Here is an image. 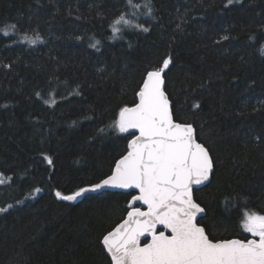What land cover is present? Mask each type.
<instances>
[{
  "label": "trees",
  "instance_id": "trees-1",
  "mask_svg": "<svg viewBox=\"0 0 264 264\" xmlns=\"http://www.w3.org/2000/svg\"><path fill=\"white\" fill-rule=\"evenodd\" d=\"M132 2L138 7L0 0V29L17 26L0 31V173L11 177L0 185V207L12 205L0 213V264H110L100 240L130 197L104 190L66 202L54 193L110 174L127 134L96 130L134 103L146 72L169 56L164 79L175 118L196 126L215 159L211 183L195 190L206 208L199 222L214 239H245L243 200L264 213V0ZM122 12H135L149 32L125 29L111 39L109 24ZM24 35L40 39L32 45ZM97 40L99 50L91 47ZM225 197L235 206L226 208Z\"/></svg>",
  "mask_w": 264,
  "mask_h": 264
},
{
  "label": "snow or ice",
  "instance_id": "snow-or-ice-1",
  "mask_svg": "<svg viewBox=\"0 0 264 264\" xmlns=\"http://www.w3.org/2000/svg\"><path fill=\"white\" fill-rule=\"evenodd\" d=\"M233 2L227 0L225 6ZM126 6L138 7L132 0H126ZM146 7L151 15L150 5ZM135 15L122 12L112 20L111 39L123 38L125 29L149 32L144 24L134 22ZM16 27L13 24L0 31L8 36ZM22 39L35 45L40 37L24 35ZM228 39L227 35L221 37ZM99 44L97 40L91 47L99 50ZM259 51L264 54V45ZM171 63L169 56L161 67L147 71L134 103L120 107L109 124L96 130L97 135L127 134L126 150L115 160L110 174L70 194L56 190L54 195L60 201L74 202L90 192L126 190L130 197L126 216L100 240L110 264H264V213L247 208L246 199L239 227L251 238L214 239L199 222L206 208L195 197L196 186L211 183L215 159L209 147L199 142L196 126L175 118L164 79ZM44 103L54 106L56 101L46 99ZM199 107V103L193 104L194 109ZM44 159L53 164L52 157ZM10 179L0 173V185ZM40 191L34 189L35 193ZM222 203L228 208L236 201L225 197ZM11 207H0V213Z\"/></svg>",
  "mask_w": 264,
  "mask_h": 264
},
{
  "label": "water",
  "instance_id": "water-1",
  "mask_svg": "<svg viewBox=\"0 0 264 264\" xmlns=\"http://www.w3.org/2000/svg\"><path fill=\"white\" fill-rule=\"evenodd\" d=\"M200 187H203V186H196V189L197 188H200ZM105 190H111V191H122V192H125L126 190H122V189H105ZM137 206H140L139 204ZM126 216V215H125ZM251 238V237H250ZM232 239V238H230Z\"/></svg>",
  "mask_w": 264,
  "mask_h": 264
}]
</instances>
